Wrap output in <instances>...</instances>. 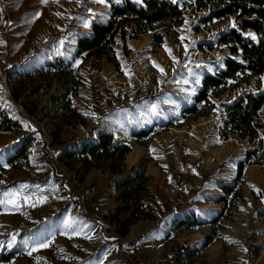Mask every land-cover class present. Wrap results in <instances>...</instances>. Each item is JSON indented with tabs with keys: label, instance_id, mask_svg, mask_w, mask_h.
Segmentation results:
<instances>
[{
	"label": "rangeland",
	"instance_id": "1",
	"mask_svg": "<svg viewBox=\"0 0 264 264\" xmlns=\"http://www.w3.org/2000/svg\"><path fill=\"white\" fill-rule=\"evenodd\" d=\"M110 1L122 0H0V106L18 120L12 129L0 130V200L7 199L5 192L19 193L20 201L25 196L31 198L26 207L18 209L0 204V252L14 253L0 264H168L171 260L180 264L184 258H178L177 241L184 238L186 242L197 235L187 229L174 233L162 245L154 239L144 241L151 226L144 229L141 222L130 225L117 243L107 240L116 235V225L104 213L120 203L113 197L114 181L144 163L150 193L144 200L158 217H163L179 206L196 203L211 180L231 182L234 164L250 148L236 135L226 140H219L217 135L224 120L222 103L230 102L248 86L239 87L229 96H211L215 106L209 114L176 124L181 105L194 94L201 76L222 67L224 51H209L204 45L230 29L233 16L212 20L205 27L202 20L208 14L206 10L186 15L179 36L175 40L166 36L158 46L152 44L150 33L126 36L124 54L118 39V65L104 57L72 59L79 84L71 104L82 121L77 118L74 125H67L44 116L61 108L60 104L49 103L50 95L61 92L59 82L53 80L38 93L30 94L40 81L38 76L19 81L20 76L11 75L30 71L44 58L62 57L73 39L87 31L89 23L106 20ZM181 36L185 37L183 41ZM260 89H264V80ZM146 96L155 98L149 101ZM104 107L114 109L103 114ZM17 111L43 126L47 139L44 147L39 135L29 136L28 123L18 117ZM168 121L174 125L158 128ZM150 126L153 132L146 149L130 137V132ZM100 127L107 128L115 141L128 143L130 150L118 160L90 169L77 181L58 157L76 139L90 140ZM52 133L53 143L49 144ZM28 137L32 142L27 164L7 166L6 158ZM54 174L63 181L53 178ZM239 187L242 200L237 199L231 219L222 220L217 229L220 250L205 252L206 245L191 264H264V219L259 218L264 213V158L261 164L244 167ZM147 220L151 225L156 217ZM65 222H73L76 231L66 229ZM207 227L203 228L206 232L210 229ZM45 241L51 242L49 247L28 254L32 246ZM135 244L138 250L133 249Z\"/></svg>",
	"mask_w": 264,
	"mask_h": 264
},
{
	"label": "trees",
	"instance_id": "2",
	"mask_svg": "<svg viewBox=\"0 0 264 264\" xmlns=\"http://www.w3.org/2000/svg\"><path fill=\"white\" fill-rule=\"evenodd\" d=\"M109 14L103 22H91L87 26V34L81 33L74 39L72 59L77 57L93 56L95 60L102 57L118 65L115 55V46L118 39L122 41V50L127 52L125 37L135 38L139 34H151L152 44L161 45L166 36L176 39L179 29L188 14L206 10L207 16L202 20L204 26L212 20H220L233 16L236 27L219 34L213 42L204 45L209 51H224L222 67L213 73H204L199 86L188 102L181 105L176 124L187 123L189 120L209 114L214 108L211 96L221 93L235 94L239 87L248 86L249 89L236 94L228 103H222L224 120L218 127L219 140H226L232 135L242 139L249 149L234 164V175L229 184L219 186L220 194L214 202L220 205L215 216L207 221L200 222L194 217L176 220L172 223L166 238L181 230H193L203 225L210 229L204 236L201 245L189 248L182 244L177 245L178 258H184L180 264H191L197 253L212 240L219 238L217 229L221 221L231 219L232 211L237 207V199L242 200L239 187L245 166L261 164L264 158V0H122L120 3L109 2ZM246 33L250 36L247 37ZM255 37L253 39L252 37ZM201 48V46H200ZM72 61V60H71ZM38 76L40 81L31 89L30 94L38 93L41 88L47 87L51 81L59 82L61 92L52 94L49 98L50 105L60 104V110H52L44 116L51 118L53 123L61 121L67 125H74L80 118V112L71 104V98L77 94L79 79L70 62H65L60 57L48 59L42 66L30 69L22 74L11 75L29 78ZM155 96H146L145 100L153 101ZM45 105L43 109H46ZM114 109V108H113ZM113 109L108 107L102 111L107 114ZM18 117L27 121L29 136H40L44 147L47 139L42 125L17 111ZM18 120L0 107V130H10L16 126ZM174 125L168 121L158 128H167ZM153 127L141 128L131 131L133 139L142 144L146 149L151 141ZM55 133H52L49 144L53 143ZM32 138L28 137L8 156L5 164L16 167L27 164L28 148ZM130 148L123 143H116L114 135L107 131H96L90 140L78 138L70 143L68 149L63 150L58 160L68 169L73 171L74 179L81 181L85 174L92 168L118 160ZM52 172L55 167L50 164ZM3 169L0 166V171ZM53 174V173H52ZM53 178L62 180L61 176ZM148 177L145 175V164L140 167H131L126 175L113 183L114 200L120 201L112 209L104 213V217L114 222L116 235L107 237L109 242L117 243L119 236L128 232L130 225L139 219L154 218V207L144 200L150 195L147 187ZM70 198H72L70 196ZM73 199V198H72ZM75 202H77L74 199ZM264 219V213L259 215ZM258 250V248H257ZM13 252H0V261L7 262Z\"/></svg>",
	"mask_w": 264,
	"mask_h": 264
},
{
	"label": "crops",
	"instance_id": "3",
	"mask_svg": "<svg viewBox=\"0 0 264 264\" xmlns=\"http://www.w3.org/2000/svg\"><path fill=\"white\" fill-rule=\"evenodd\" d=\"M87 32L88 31H86L85 33L84 32H82V33L87 34ZM80 35L81 34L79 33V35H77V36H80ZM74 39H73L72 44L68 45V48L66 49L67 53L64 55L62 54V57H60L65 62H70L72 60V55H73V50H74ZM48 59H50V58H46V59L44 58L42 61L38 62V65L36 67L42 66ZM33 68H35V67H33ZM1 108H3V107H1ZM3 109H5V108H3ZM97 131L109 132L108 129L105 127H100V128H98ZM130 137H132L131 132H130ZM114 139H115V136H114ZM115 142L126 144L130 148V145L126 142H117V141H115ZM128 152H126V153H128ZM229 183H230L229 181H222V180H218V179L211 180L210 184L208 185L209 188L207 190L214 188V191H207L206 189H202L204 191L199 193V195H198L199 197L196 200V203L191 202V205H190L191 207L189 205L183 206L182 208H181V206H179L177 209L170 211L167 215H165V216L163 215V217H158L156 215L155 216L156 221H155V223H152L151 225H150V223H148L150 221H148L147 219H154L155 217L154 218H145L146 220H144V222L142 221V219L137 220L135 222V224L142 222L143 226H145L144 229L151 226L150 227L151 232L147 237H145L144 241L150 242L154 239L155 242L159 241L163 245L165 240H169L171 238V236L174 235V234H171L169 237L166 238V234L168 233V231H169V229H170V227L174 221L179 220V219H184L187 217H194L197 221L204 222V221L209 220L213 216H215L220 209V205L218 203L214 202V199L220 194L219 186L222 184H229ZM203 228H208V227L206 225L201 226L199 228V229H201V231H199L198 228L193 229V230H186V231H189L190 234L197 233V235H195V237H193L192 239H190L186 242H184V238H181L180 240H182V241H177L178 242L177 245L182 244V245L188 246L190 248L198 247L202 243L203 236L206 233V231L203 230ZM219 250H220V239H218V240L214 239L212 242H210L203 249V251H205V252L206 251L217 252ZM168 264H174V261L171 260L170 262H168Z\"/></svg>",
	"mask_w": 264,
	"mask_h": 264
},
{
	"label": "snow or ice",
	"instance_id": "4",
	"mask_svg": "<svg viewBox=\"0 0 264 264\" xmlns=\"http://www.w3.org/2000/svg\"><path fill=\"white\" fill-rule=\"evenodd\" d=\"M41 2L47 3V0H41ZM54 2H55V0H54ZM77 2L79 3L80 0H77ZM97 2L105 3L106 0H97ZM232 27L233 28L236 27L235 21L232 22ZM252 38L255 39L254 36ZM180 39H181V41H183L185 39V37L181 36ZM164 47H165V51H167L169 53L170 57H171V50L168 49L166 45ZM185 50L187 51V46H186V49ZM171 58L175 61V57H171ZM153 66L154 67H157L158 70L161 73L164 72V69L161 68L159 65L155 64V62H153ZM261 79L264 80V77H261ZM21 187L24 188V187H27V185H21ZM3 195L5 197H7V199L0 200V204L11 205L13 208H17V209L21 207L20 199H19V196H20L19 193H17V192H5ZM30 199H31L30 197L25 196L24 197V203H28V201ZM65 228L66 229H71L73 232L76 231V229L73 227V222H65ZM65 234H67V233H65ZM14 239L15 238L13 237V240ZM50 243H51L50 241H45L43 243L36 244V245H34V246L31 247V250L29 251L28 254L31 255L33 252H36V251H38L41 248H47V247H49ZM9 246H11V244H9Z\"/></svg>",
	"mask_w": 264,
	"mask_h": 264
},
{
	"label": "built area",
	"instance_id": "5",
	"mask_svg": "<svg viewBox=\"0 0 264 264\" xmlns=\"http://www.w3.org/2000/svg\"><path fill=\"white\" fill-rule=\"evenodd\" d=\"M20 204H21L22 207H26V203H24V200H21V201H20ZM138 248H139V245H137V244H135V245L133 246V249H134V250H138Z\"/></svg>",
	"mask_w": 264,
	"mask_h": 264
}]
</instances>
